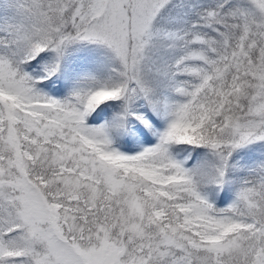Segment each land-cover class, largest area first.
<instances>
[{"label":"snow or ice","instance_id":"obj_1","mask_svg":"<svg viewBox=\"0 0 264 264\" xmlns=\"http://www.w3.org/2000/svg\"><path fill=\"white\" fill-rule=\"evenodd\" d=\"M0 264H264V0H0Z\"/></svg>","mask_w":264,"mask_h":264}]
</instances>
